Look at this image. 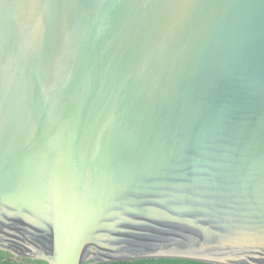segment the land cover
<instances>
[{"label":"water","instance_id":"95a60500","mask_svg":"<svg viewBox=\"0 0 264 264\" xmlns=\"http://www.w3.org/2000/svg\"><path fill=\"white\" fill-rule=\"evenodd\" d=\"M0 252L264 264V0H0Z\"/></svg>","mask_w":264,"mask_h":264},{"label":"trees","instance_id":"16d2710c","mask_svg":"<svg viewBox=\"0 0 264 264\" xmlns=\"http://www.w3.org/2000/svg\"><path fill=\"white\" fill-rule=\"evenodd\" d=\"M0 264H45L42 262H18L12 259L8 254L0 252ZM111 264H202L191 261H178V260H142L137 262H120V263H111Z\"/></svg>","mask_w":264,"mask_h":264}]
</instances>
